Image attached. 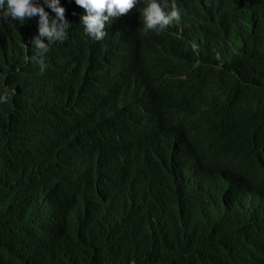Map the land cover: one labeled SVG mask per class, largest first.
I'll list each match as a JSON object with an SVG mask.
<instances>
[{
    "label": "trees",
    "instance_id": "1",
    "mask_svg": "<svg viewBox=\"0 0 264 264\" xmlns=\"http://www.w3.org/2000/svg\"><path fill=\"white\" fill-rule=\"evenodd\" d=\"M250 1L157 0L179 4L183 32L173 22L144 37L126 17L100 43L74 19L43 56L33 43L39 15L0 19V95H9L0 103V264H237L252 251L251 264H264L258 152L233 171L211 169L204 190L178 178L186 157L216 155L232 121L264 143V40L237 13ZM36 2L56 19L47 0ZM74 3L60 0L66 19ZM234 13V25L206 45L197 30H216ZM184 76L192 79H175ZM167 81L198 88L210 105L195 102V114L210 121L181 133ZM74 156L81 165L61 170ZM135 163L147 174L117 189ZM247 169L257 203L238 200L246 176L237 174Z\"/></svg>",
    "mask_w": 264,
    "mask_h": 264
},
{
    "label": "clouds",
    "instance_id": "2",
    "mask_svg": "<svg viewBox=\"0 0 264 264\" xmlns=\"http://www.w3.org/2000/svg\"><path fill=\"white\" fill-rule=\"evenodd\" d=\"M47 2L56 13V19H50L44 7L39 5L36 0H0V19L25 20L39 15L40 35L33 40V43L36 46V51L41 56L48 52L52 43L63 42L67 38V32L70 31L74 19L78 21L84 37L95 43L103 42L107 38L109 27L126 17L132 18L144 37H148V35L154 37L156 31H163L173 22L176 23L177 27L180 26V30L183 32L181 27L183 10L175 2L166 3L162 6L157 0H75L74 9L67 19L65 17L66 9L59 6L60 0H47ZM237 13H241L245 19L249 20L253 25V30L264 40V0H251ZM237 13L221 19L216 30H197L206 32V45L213 43L218 32L234 25ZM44 36L48 38V43L40 38ZM192 50L197 57L200 56L199 47L196 44H192ZM216 58L219 61L221 60L219 55ZM222 67L223 64L220 65V68ZM175 79L189 80L192 78L184 76ZM167 89L169 92L168 99L181 112L178 118V129L181 133L188 132L192 128L210 121L205 114H195V102L209 104L205 102L198 88L194 87L182 92L174 81H167ZM8 99L9 95L6 89L4 94L0 95V103H7ZM233 101L234 99L227 106H230ZM195 141L193 142L195 143ZM71 142L81 151L87 152L85 143L79 135L71 136ZM257 152V155L261 156L264 161V143L260 137L252 135L244 128L242 123L232 121L217 136L216 155L207 161H204L201 156L190 155L186 157L178 169V178L182 186L198 184L200 189L204 190V180L211 169L215 168L220 173L226 170L233 171L242 161L251 158ZM79 165H81V162L77 156L68 157L64 159L60 169H72ZM146 174L145 169L136 164L129 174L118 182L116 188L122 190L125 181L133 182L139 176ZM237 175L246 176V179L238 182V200H241L242 196L245 198L257 196V203L258 188L250 184L252 172L248 169L241 170ZM261 226H264V223ZM263 244L264 237L258 247L260 248ZM252 258L253 251L250 259L237 262V264H251Z\"/></svg>",
    "mask_w": 264,
    "mask_h": 264
},
{
    "label": "bare ground",
    "instance_id": "3",
    "mask_svg": "<svg viewBox=\"0 0 264 264\" xmlns=\"http://www.w3.org/2000/svg\"><path fill=\"white\" fill-rule=\"evenodd\" d=\"M98 140V139H97ZM99 141V140H98ZM102 142H103V139H102ZM101 143V142H100ZM102 150V149H101ZM102 152V151H101ZM144 161V160H143ZM136 162H138V161H136ZM149 162V161H148ZM136 164V163H135ZM149 164V163H148ZM154 170V169H153ZM150 172H152V171H150ZM202 191V190H201ZM260 193V192H259ZM257 200V199H256ZM250 207V206H249ZM248 207V208H249ZM54 230V229H53ZM203 231V230H202ZM157 238V237H156ZM166 238V237H165ZM28 239V238H27ZM43 243V242H42ZM147 243V242H146ZM40 244V243H39ZM37 245V244H36ZM37 247V246H36ZM162 247H165V246H162ZM32 248V247H31ZM80 248V247H79ZM141 248V247H140ZM81 249V248H80ZM79 249V250H80ZM163 249V248H162ZM107 251V250H106ZM33 252V251H32ZM108 252V251H107ZM6 254V253H5ZM27 254V253H26ZM116 254V253H115ZM37 255H39L38 253H37ZM46 256V255H45ZM42 257V256H41ZM55 257H58V256H55ZM35 258V257H34ZM61 258V257H60ZM36 259V258H35ZM114 259V258H113ZM112 260V259H111ZM44 261V260H43ZM67 262H68V260H66ZM74 263V262H73ZM105 263H107V262H105ZM111 263V262H110ZM52 264V263H51ZM71 264V263H70Z\"/></svg>",
    "mask_w": 264,
    "mask_h": 264
}]
</instances>
